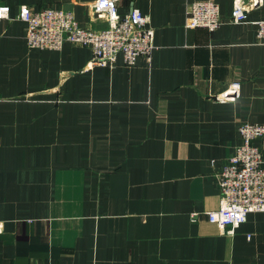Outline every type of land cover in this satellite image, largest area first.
<instances>
[{
    "label": "crops",
    "instance_id": "crops-1",
    "mask_svg": "<svg viewBox=\"0 0 264 264\" xmlns=\"http://www.w3.org/2000/svg\"><path fill=\"white\" fill-rule=\"evenodd\" d=\"M95 1L0 0L12 18L0 22V264H264L262 212L235 233L207 215L240 125L264 124V4L233 23L238 0H214L212 31L186 27L197 0H119L156 30L133 66L92 65L70 42L28 46L21 5L104 28ZM254 144L264 157V136Z\"/></svg>",
    "mask_w": 264,
    "mask_h": 264
},
{
    "label": "built area",
    "instance_id": "built-area-1",
    "mask_svg": "<svg viewBox=\"0 0 264 264\" xmlns=\"http://www.w3.org/2000/svg\"><path fill=\"white\" fill-rule=\"evenodd\" d=\"M186 27H206L212 31L223 23L220 7L214 0H197L189 3ZM264 0H238L229 21H246L248 13ZM94 13L108 25L93 28L81 25L69 10L48 7L34 11L28 4L20 6L18 17L27 24L28 46L40 49H61L66 42L90 47L93 51L92 65L114 66L118 56L128 66L137 63L140 57L151 58L155 44V28L150 15L140 9L121 15L119 0H96ZM11 7L0 5V22L10 20ZM258 24V35L264 40V20ZM239 92V84L234 83L220 100ZM242 144L217 169V179L222 201L218 209L207 212L211 222L216 223L226 233H235L247 221L251 212L264 214V157L255 139L264 136V124L243 123L240 128ZM212 164H216L212 160Z\"/></svg>",
    "mask_w": 264,
    "mask_h": 264
},
{
    "label": "rangeland",
    "instance_id": "rangeland-1",
    "mask_svg": "<svg viewBox=\"0 0 264 264\" xmlns=\"http://www.w3.org/2000/svg\"><path fill=\"white\" fill-rule=\"evenodd\" d=\"M217 98L219 99V97H217ZM245 123H246V122H245ZM242 124H243V123H242ZM242 124H241V125H242ZM241 125H240V126H241ZM241 137H242V136H241ZM258 139H259V138H258ZM240 144H242V142H241ZM240 144H239V145H240ZM239 145H238V146H239ZM238 146H237V147H238ZM237 147H236V148H237ZM236 148H235V149H236ZM234 151H235V150H234ZM212 160H215V159H212ZM212 160H211V164H212ZM215 161H216V160H215ZM212 165H214V164H212Z\"/></svg>",
    "mask_w": 264,
    "mask_h": 264
}]
</instances>
